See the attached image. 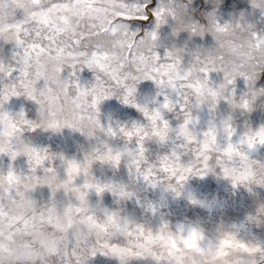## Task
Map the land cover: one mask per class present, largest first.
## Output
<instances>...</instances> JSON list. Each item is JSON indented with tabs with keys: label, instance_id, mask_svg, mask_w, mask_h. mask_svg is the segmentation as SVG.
<instances>
[{
	"label": "rangeland",
	"instance_id": "374dc122",
	"mask_svg": "<svg viewBox=\"0 0 264 264\" xmlns=\"http://www.w3.org/2000/svg\"><path fill=\"white\" fill-rule=\"evenodd\" d=\"M159 4L163 10V23L159 28L156 27L154 18L148 22L132 23L133 30L140 31L145 49L154 47L162 59L166 52L171 51L182 59L184 68L194 63L197 56L201 63L216 58L220 65L218 58L223 56L221 66L228 72H261L251 86L246 84L244 78L237 76L234 85L230 86L235 88V97L232 96L230 87L222 86L223 71L210 73L211 83L207 85L199 84L193 79L187 89H180L188 92L192 116L199 119V123L192 126L190 131L193 134L202 133L209 128L211 122L215 125L217 141L204 148L202 143H189L188 137L179 134L176 128L182 121L176 118L178 105L174 112L162 110L164 119L171 125L165 130L159 122L153 123L146 119L136 107L122 103L117 98L121 93L117 92L99 104L98 114L90 111L84 119H76V125L81 131L65 127L57 132L40 127L35 131L25 128L22 133L17 134L12 140V150L18 153L17 158L13 161L8 155L0 154V203L11 215L31 217L38 215L45 206L53 207L50 191L55 189L53 225L69 222L76 224L79 218L74 206L96 209L101 223H109V217L114 213L118 228L110 226L109 231L117 232V238L106 239L101 245L108 257L98 253L88 264H121L122 260L124 264H183L185 251L189 249L184 239L188 235L187 229L191 227L198 228L207 237L199 248L193 249L199 254L198 260L210 257L213 264H242L244 255L253 250L250 245L264 249V213L258 215L257 212L258 208L264 206V146L257 145L254 150L249 151L245 143L230 151L226 148L217 151L215 145L219 143L223 146L226 143L224 133L228 124L236 129V134L232 137L233 143L238 142L242 135L246 142L249 139L256 140L257 130L264 126V59L259 55L243 53H240L238 60L234 56L237 49L244 47L243 38L249 36V31L245 29L264 37V8L254 6L251 0H152L153 8ZM5 10L7 19L0 20V27L6 29L5 35L10 42L0 38V61L7 66L24 56L23 49L18 48L14 42L15 31L12 26L20 22L29 30L47 27L45 21L49 18L50 2L22 0L21 5L17 6L8 0H0V15ZM52 15L58 17L59 26L66 38L86 25L101 24L95 13L83 19L77 12L58 11ZM217 23L228 24L230 27L227 32L219 33L216 31ZM193 27L196 28L195 33L192 31ZM156 32L163 44L146 45L148 37ZM221 43L223 47L220 46ZM16 52L19 55L14 58L13 54ZM36 63L34 55L21 61L30 72L35 70ZM21 64L16 66L20 67ZM69 71L70 69L65 68L62 76L67 78ZM18 74L13 72L12 79H9L0 73V96L16 84L14 78ZM77 77L81 87H91L95 82V74L86 67L77 72ZM173 81L177 88L185 83L175 75ZM43 84L41 80L37 87L42 88ZM16 90L21 94L13 96L4 104V111L9 114L6 124L23 127L18 115L21 112L27 119L39 123L40 105L27 99L19 84H16ZM159 91L153 81H140L132 99L151 113L163 102L164 97L158 95ZM167 91L170 99L175 102L178 99L176 92L172 89ZM245 99L249 103V110L240 107ZM213 106L214 110L209 111ZM97 121L105 129L109 125L113 128L123 126L132 129L134 124H139L143 128L141 143L144 150L137 147L135 136L131 141L122 135L109 137L100 130ZM160 133H164L163 137ZM200 139L203 140L202 137ZM179 145H183V149L177 148ZM174 148L188 154L176 160L171 156ZM33 149L40 150L42 154L47 149L50 160L46 161L45 167L50 163L55 168L54 174L45 175L38 169L39 179L29 181L24 178L32 175L29 173L28 159ZM191 149H198L202 157H207L206 174L203 177L190 175L187 180L177 182L171 173L161 170L164 166L162 158L167 155L168 167H174L177 173L184 174V168L193 155L189 151ZM109 156L110 159L105 158ZM65 160H76L80 164L79 173H73L71 177L66 175ZM10 168L21 177L19 183L9 185L7 177ZM224 168H236L237 174L244 173V178L237 180L234 187L233 179L224 177ZM129 169L133 172L136 169H151L155 173L156 186L152 187L142 179L137 180L135 176L130 177ZM29 183L37 185L35 191L25 187ZM96 183L113 184L118 190L130 193L131 198L117 202L110 190H105L102 196H98L94 189L87 187ZM17 192L23 193L34 203H21ZM192 199L197 203H192ZM152 207L155 208V214ZM104 208L109 210L108 215L102 213L101 209ZM249 216L256 217L260 223L249 221ZM163 222L168 227L161 233ZM179 225L184 226V233L177 231ZM138 226H143L142 236L137 232ZM218 228H224L226 232L224 239L214 245L211 241ZM35 231L36 235L17 234L16 246L35 240L34 250L44 252L45 259L49 251L63 253L65 241L62 239V232L48 225ZM84 232L89 239L95 240L94 229L85 227ZM127 233L132 235L128 236ZM68 247L83 249L84 240L81 239L79 245L73 240ZM229 250L240 255L230 260ZM56 259V256L51 257L52 264H56ZM260 264H264V257L260 258Z\"/></svg>",
	"mask_w": 264,
	"mask_h": 264
},
{
	"label": "snow or ice",
	"instance_id": "6c2138e0",
	"mask_svg": "<svg viewBox=\"0 0 264 264\" xmlns=\"http://www.w3.org/2000/svg\"><path fill=\"white\" fill-rule=\"evenodd\" d=\"M8 2L20 6L22 0H8ZM49 2V18L45 21L47 27L29 30L24 28L20 22L12 26L15 31L14 42L18 48L23 49L24 56L21 57V60L7 66L0 61V73L12 79V73L18 72V76L14 78L16 84H19L23 89V94L27 99L40 105L39 116L41 119L39 123L27 119L25 114L21 112L18 115L20 116V124L23 127L15 124L7 125L6 119L9 114L4 111V104L13 96H19L21 93L16 90V84H13L0 96V154L8 155L13 161L17 158L18 153L12 150V140L17 134L22 133L25 128L35 131V129L43 127L45 130L51 129L58 132L68 127L75 131H81L76 125V119H84L90 111L98 114L99 104L117 92L121 93L117 98L121 99L122 103L136 107L146 119L151 120L153 123L159 122L165 130H168L171 125L167 119H164L162 110L174 112L178 105L179 112L176 118L182 122L178 124L176 131L188 137L189 143H202L204 148H207L218 139L214 134L215 125L210 122L209 128L199 134H193L190 131L192 126L199 123V119L192 116L190 111L191 100L188 92L180 89H187L193 79L199 84L207 85L211 83L209 74L212 72L220 73L221 71L224 72L223 87L233 86L237 76L244 78L246 84L251 86V83L258 79L261 73L255 70L251 74L243 71L228 72L221 66L224 61L223 56L218 58L221 62L220 65L217 64L216 58L209 60L207 63H201L197 56L194 63L184 68L182 59L171 51L166 52L165 57L162 59L154 47L145 49L140 31L138 29L133 30L132 23L134 21L148 22L154 18L157 22L156 27H160V24L163 23L161 20L163 10L160 4L153 8L152 0H49ZM58 11L77 12L80 14L81 19L95 13L101 20V24L98 26L86 25L83 28L78 26L79 30L66 38L59 26L58 17L52 15L53 12ZM229 27L228 24L220 25L217 23L216 31L225 33ZM192 31L195 33L196 28L193 27ZM5 32L6 29L0 27V38L4 39L5 42H10ZM251 38L255 41L257 49L264 50V37L252 33ZM220 46L223 47V43ZM18 55L19 53L16 52L13 57L15 58ZM33 55L37 58V63L35 70L30 72L27 70L26 65L21 64V61ZM261 55L264 56V51ZM17 64H21V66L17 67ZM85 67L95 74V82L91 87H81L78 83L77 72L82 71ZM65 68L70 69L67 78L62 76ZM174 75L185 82L179 88L173 81ZM41 80L44 82L43 87L38 88L37 84ZM147 80L153 81L160 89L158 95L164 97L162 104L151 113L146 107L138 105L132 99L136 92V85L140 81ZM169 89L174 90L177 94L178 99L175 102L168 95L167 90ZM230 89L232 96L235 97V88L230 87ZM214 107L209 108V111H213ZM240 107L249 110L248 101L243 100ZM229 120H231V117H229ZM97 123L99 124L98 121ZM99 127L109 137L122 135L131 141L135 136L137 147L141 151L144 150L141 143L143 128L139 124H134L132 129L123 126L113 128L111 125L105 129L102 124H99ZM235 134L236 129L228 124L224 133L226 143L223 146L216 143L217 151L225 148L230 151L234 147L244 146L245 143L249 151L254 150L257 145L264 146V126L257 130L256 140L249 139L246 142L245 136L242 135L238 142L233 143L232 137ZM5 137H7V140ZM201 137L203 140L200 139ZM183 147V145L177 146L180 149H183ZM189 151L193 155L190 156V160L184 168V174L177 173L174 167H168L166 161L169 157L167 155L162 158L164 166L161 170L165 173H171L177 182L187 180L190 175L203 177L206 174L207 157H202L198 149ZM187 154L188 152L177 151L176 148L171 151V156L176 160L182 159V156ZM60 158L64 160L63 157ZM105 158L110 159V156ZM49 160L50 155L47 149L43 150V154L40 150L33 149L28 159L29 173L32 175L24 178L29 181L39 179L38 169L42 170L45 175L54 174L55 168L50 163L45 167L46 161ZM88 164H90V161ZM65 165L66 175L69 177L73 173L78 174L80 171V164L76 160H65ZM84 171L87 174V167ZM128 172L130 177L135 176L137 180L142 179L152 187L156 186L155 173L151 169L147 171L136 169L135 172L129 169ZM223 175L225 178L231 177L233 179L234 187L237 180L244 178V173L237 174L236 168L231 170L224 168ZM7 179L9 185H11L19 183L21 177L17 176L10 168ZM25 187L35 191L37 185L29 183ZM87 187L94 189L98 196H102L105 190H110L112 195L117 198V202L131 198L130 193L118 190L113 184L96 183ZM249 190L251 191V189ZM50 194V202L53 203V207L45 206L38 215L31 217L22 214L11 215L6 212L3 204L0 203V264H52V256L57 257L56 264H88V261L98 253L108 257V253L102 250L101 245L106 239L117 238V232L109 231L110 226L118 228L115 222V214L113 213L109 217V223H101L97 218L96 209L74 206V211L79 218L76 224L69 222L53 225L56 190L52 189ZM17 195L21 197V203H34L33 200L26 198L23 193L17 192ZM9 198H11L10 190ZM137 202L139 203V199H137ZM192 203L195 204L197 201L192 199ZM151 210L155 214V208L152 207ZM101 211L108 215V209L104 208ZM257 212L258 215L264 213V206L258 208ZM248 219L249 221L255 220L257 224L260 223V220L256 217L249 216ZM45 225L55 227L63 233L62 239L65 241L63 253L49 251L46 254L47 259H45L44 252L34 250L35 240L23 242L18 247L16 246L15 237L17 234L36 235L35 230ZM85 227L94 229V241L89 239L88 234L84 232ZM167 227L168 224L163 222L161 233ZM177 231L184 233V226L179 225ZM137 232L142 236L143 226H138ZM195 232L196 227H191L187 229V236H191ZM127 235L131 236L132 234L127 233ZM81 239L84 240L83 249L78 247L69 249L68 246L71 245L73 240L79 245ZM121 264H124L123 260Z\"/></svg>",
	"mask_w": 264,
	"mask_h": 264
},
{
	"label": "clouds",
	"instance_id": "9594fccd",
	"mask_svg": "<svg viewBox=\"0 0 264 264\" xmlns=\"http://www.w3.org/2000/svg\"><path fill=\"white\" fill-rule=\"evenodd\" d=\"M252 4L255 6H259L264 8V0H251ZM7 19V10L3 15H0V20ZM245 31H249V36L243 38L244 47L237 49L236 53H234L235 58L238 60L240 59V53L245 55H259L261 59H264V56L261 55V49H257L255 47V41L251 38V34L253 33L250 29H245ZM163 41L160 39L159 33L156 32L154 35L148 37L146 40V45H161ZM161 137H163L164 133H160ZM226 229L218 228L215 233L213 234V238L211 243L214 245H218L219 241L224 239ZM204 233L196 228L195 234L191 236H187L184 239V242L187 241L186 244L189 245V249L185 251L183 264H213L212 259L209 257L207 259L198 260L197 256L199 255L197 252L193 251V249H197L200 247V244L206 240ZM252 247V252L244 255L242 264H260V258L264 257V249L258 248L255 245H250ZM229 257L228 259H233L236 256H239V253H231L229 250Z\"/></svg>",
	"mask_w": 264,
	"mask_h": 264
}]
</instances>
